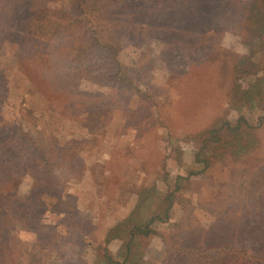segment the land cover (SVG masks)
I'll list each match as a JSON object with an SVG mask.
<instances>
[{
	"label": "rangeland",
	"instance_id": "obj_1",
	"mask_svg": "<svg viewBox=\"0 0 264 264\" xmlns=\"http://www.w3.org/2000/svg\"><path fill=\"white\" fill-rule=\"evenodd\" d=\"M252 1L0 0V264H94L138 190L178 176L138 264H264V109L229 102L237 60L264 66ZM226 114L259 147L202 169L194 136Z\"/></svg>",
	"mask_w": 264,
	"mask_h": 264
},
{
	"label": "trees",
	"instance_id": "obj_2",
	"mask_svg": "<svg viewBox=\"0 0 264 264\" xmlns=\"http://www.w3.org/2000/svg\"><path fill=\"white\" fill-rule=\"evenodd\" d=\"M243 16L246 23L244 30L247 35L253 38L264 36V0H253L247 14L243 11ZM253 55L252 51L250 55L241 56L233 68V85L229 102L233 108L241 109L239 112L246 106H260L264 109V66H261V75L245 81L246 76L257 74L259 68ZM261 121H263L262 118ZM194 140L200 142L197 158L199 157V160L203 162L202 169L209 168V157H207L209 149H223L224 154L242 158L256 151L260 144L255 126L243 114L234 122L228 119L227 114L219 117L209 127L200 131L197 137L194 136ZM201 155H204V158H200ZM180 179L181 176H178L174 190L179 189ZM50 184L52 185L53 181H50ZM174 190L164 193L155 184L140 188L137 192V202L130 214L109 228L106 242L102 247L103 253L97 255L94 264H138L143 261L145 251L141 246V241L151 237L155 232L152 227L153 223L168 221L171 218L174 207ZM63 203L68 202L66 200ZM5 216L3 214L1 217L0 213V257L6 256L5 250L9 249L7 241H4L6 245L2 242V237H5V227L10 221V218L5 219ZM69 219L71 224L77 222L75 212L74 217L69 215ZM6 237L8 239L9 234H6ZM115 237L125 240L117 255L112 254L108 247V242Z\"/></svg>",
	"mask_w": 264,
	"mask_h": 264
}]
</instances>
